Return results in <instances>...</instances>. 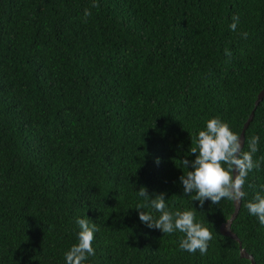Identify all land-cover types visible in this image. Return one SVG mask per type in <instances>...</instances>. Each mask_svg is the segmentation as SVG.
I'll return each instance as SVG.
<instances>
[{"label":"trees","instance_id":"trees-1","mask_svg":"<svg viewBox=\"0 0 264 264\" xmlns=\"http://www.w3.org/2000/svg\"><path fill=\"white\" fill-rule=\"evenodd\" d=\"M263 86L264 0H0V264H64L77 217L99 229L87 264H250L219 231L233 202L201 208L179 177L205 120L239 136ZM252 135L259 167L231 230L264 264L245 207L264 186V97L245 151ZM141 187L194 212L206 254L139 221Z\"/></svg>","mask_w":264,"mask_h":264},{"label":"clouds","instance_id":"clouds-1","mask_svg":"<svg viewBox=\"0 0 264 264\" xmlns=\"http://www.w3.org/2000/svg\"><path fill=\"white\" fill-rule=\"evenodd\" d=\"M89 14L86 9L84 15ZM238 23L239 17L233 15L230 30L236 31ZM225 52L230 54L227 49ZM259 141V136L252 135L245 151L240 137L226 121L219 117L205 120L203 128L197 130L195 146L189 150L193 158L182 160L184 171L179 177V183L183 194L191 197L192 203L199 202L201 208L206 200L210 205H218L221 200H243L246 178L254 168L259 167V161L253 160ZM137 195L145 201L143 205L135 207L140 222L163 234L182 233L178 243L180 250L206 254L212 234L202 222L196 220L191 209L170 210L163 193L150 196L145 187L137 190ZM245 207L249 215L264 225V186ZM153 212L158 213V216H154ZM75 223L78 226L76 242L64 252V264H87L89 257L95 255L92 240L99 229L95 223L83 217H77Z\"/></svg>","mask_w":264,"mask_h":264},{"label":"water","instance_id":"water-1","mask_svg":"<svg viewBox=\"0 0 264 264\" xmlns=\"http://www.w3.org/2000/svg\"><path fill=\"white\" fill-rule=\"evenodd\" d=\"M263 97H264V86L260 90V92L257 94V97H256V99L254 101V106H253L252 110L250 111V113H249L246 121L244 122L243 127L241 129V132L239 134V137H240L241 145L242 146H243V143H244V133H245V130H246L247 126L249 125L250 121L253 118L255 108L262 101ZM239 207H240V201L239 202H233V212L231 213V215L229 216V218L223 224L220 225L219 231H220V233L222 235L228 236L231 239H233V240H235V241L238 242L239 255H240V257L246 258L247 260H249L250 261V264H256L255 261H254V259H253V257H252V255L249 254V253H247L245 251V249L241 245V242H240L239 238L231 230V224H232L234 218L236 217V215L238 213Z\"/></svg>","mask_w":264,"mask_h":264}]
</instances>
